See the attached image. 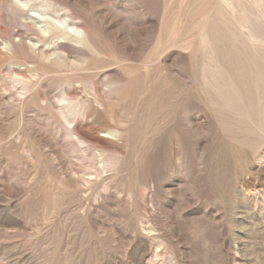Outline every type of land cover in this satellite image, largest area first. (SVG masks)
Wrapping results in <instances>:
<instances>
[{
	"label": "rangeland",
	"instance_id": "1",
	"mask_svg": "<svg viewBox=\"0 0 264 264\" xmlns=\"http://www.w3.org/2000/svg\"><path fill=\"white\" fill-rule=\"evenodd\" d=\"M255 1H58L95 25L99 52L133 53L121 91L130 123L104 187L68 186L101 157L75 154L49 97L10 99L0 72V264H264V52L247 51L238 69L245 113L221 106L225 24L233 75L236 20L248 16L264 37ZM5 2L0 26L14 29Z\"/></svg>",
	"mask_w": 264,
	"mask_h": 264
},
{
	"label": "bare ground",
	"instance_id": "2",
	"mask_svg": "<svg viewBox=\"0 0 264 264\" xmlns=\"http://www.w3.org/2000/svg\"><path fill=\"white\" fill-rule=\"evenodd\" d=\"M4 1L7 2L6 10L10 14H8V17H12L16 20L18 25L14 29H10V26L8 28L0 26V46L3 45L0 54L7 57L9 65L7 69L3 70L1 68L2 70L0 72L6 74L10 79V87H7L10 99L19 100L20 103H23L27 99L35 96L39 98L42 93L48 96L50 107L54 111L59 127L66 125L71 126L68 131L66 130L67 133L63 136L69 137L70 139L73 138L71 144V146L73 145L72 151L75 154L76 152L77 154L80 152L79 154L81 155V152L91 150L94 152H92L93 156L95 154L101 157L99 162L100 165L98 164L99 168L96 167V163L94 162V166L88 165L86 168L87 172H84L80 177L75 176V173L71 171L70 175L65 176L69 179L66 178V183H68V186L80 188L87 185H103L112 175H107V173L115 170L118 164L117 160L119 156L121 157V148L127 136V124L130 123V119L128 118L129 114L126 112L123 105L124 98L121 91L125 84V78L122 72L129 67L128 61L133 57V53L126 47L113 51L111 56L99 52L94 46V35L97 32L95 25L92 22L87 23L86 20L89 21V18L80 17L73 10L67 8L65 4H60V2H58L59 0ZM240 5H242V3ZM226 6L228 7L227 4ZM246 6L244 5V10ZM1 8L2 7H0V11ZM253 8L251 9L252 11ZM253 14L255 15V12ZM244 16H246L245 13ZM247 17L248 16L236 20V26L238 27V29L236 28L237 35L234 36V39L232 38L235 41L236 52L241 55L240 61L236 59L238 65L234 68L232 67V73L233 75L237 74L236 77L232 78L233 75H231L230 72L232 49L228 47V43L232 35L229 33V26L231 24H225L223 38L226 48L224 52L221 51V53H224V57H222L223 59L225 58L224 60L226 62L222 74L223 86L221 87V94L223 104H221V106L223 105L225 111L231 110L236 112L238 116L245 113L241 104V86L244 84V80H240L242 79L241 74L243 73L240 74V70H238L239 66L240 68L243 66L241 63L242 60H247L244 59V54H247V51L264 52V37L260 34L261 32H259L254 21ZM230 43L229 46L232 45H230ZM222 48L224 47H221V49ZM91 57L96 58V60L91 61ZM232 61L234 62V60ZM151 64L155 67L158 66L159 59L149 61L148 65ZM246 67L248 70V66ZM257 77L258 76H256V78ZM5 80L6 79H4V81ZM181 82L183 81L181 80ZM256 82L257 81L254 80L252 83L253 85L250 83V86H252L249 87V91L247 87L245 90H247L248 93L254 92L256 84L258 85ZM45 86L49 88L44 89ZM188 87L189 85L184 82V88L187 90ZM261 89L263 88H260V90ZM252 94L256 95L255 92ZM23 96L25 98L22 100L21 97ZM260 97H262V95ZM226 118H228V116ZM183 127L186 133L190 132L189 122L184 121ZM236 132L239 133L238 131ZM109 136L111 137L110 139L107 138ZM47 146H49L48 143ZM54 154L56 155V153ZM53 156L51 157L54 158V160L58 159V157L55 158ZM84 157H86V155ZM54 160L52 159V162ZM259 166H261L260 161ZM104 173L106 176L103 177L102 174L104 175ZM86 176L87 178L88 176L94 177V179H92L93 181L85 179L84 177ZM103 187L104 185L102 188ZM80 190H82V188ZM82 193L84 194V192Z\"/></svg>",
	"mask_w": 264,
	"mask_h": 264
}]
</instances>
